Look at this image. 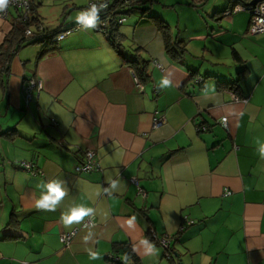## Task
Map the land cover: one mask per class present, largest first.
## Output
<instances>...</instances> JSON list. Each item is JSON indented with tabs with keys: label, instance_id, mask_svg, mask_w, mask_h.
<instances>
[{
	"label": "crops",
	"instance_id": "1",
	"mask_svg": "<svg viewBox=\"0 0 264 264\" xmlns=\"http://www.w3.org/2000/svg\"><path fill=\"white\" fill-rule=\"evenodd\" d=\"M29 1L30 29L46 33L76 29L79 12L102 2ZM121 2L127 58L103 32L80 28L48 55L33 45L12 60L8 89L0 87V264H116L119 244L140 264H204V256L209 264H264V34L250 35L249 12L228 15L231 0H181L170 13L162 0ZM16 15L0 20V46ZM151 18L169 25L176 58ZM135 49L150 62L144 83L126 62ZM165 76L171 86L160 89ZM31 78L45 89L26 104ZM238 79V93L219 90ZM157 116L165 122L155 129ZM86 151L97 154L100 172L76 173ZM53 180L66 196L55 211L37 209L39 186ZM78 205L92 214L65 227L61 214ZM151 229L170 238L173 258ZM74 231L64 245L61 236Z\"/></svg>",
	"mask_w": 264,
	"mask_h": 264
},
{
	"label": "trees",
	"instance_id": "2",
	"mask_svg": "<svg viewBox=\"0 0 264 264\" xmlns=\"http://www.w3.org/2000/svg\"><path fill=\"white\" fill-rule=\"evenodd\" d=\"M122 0L117 1V3L114 6H111L108 10L105 11V13H102V15L99 17V20H105L106 23L109 24V30L111 32L110 40L111 42L116 46L115 50L121 57H126L124 53L123 46L119 43L122 39H124V36L120 35L118 31V26L116 23V18L118 16L117 12L115 11L116 8L120 7V3ZM241 1V0H240ZM123 4V3H122ZM134 3H129L127 7H134ZM123 7V6H122ZM152 21L155 22V24L158 26L159 31L162 33L167 53H169L173 58H176V55L178 51H176L177 43H175L172 39L171 30L169 28V25L164 22L163 20L159 18H151ZM29 20L28 22L23 21V19L17 14L14 23H13V29L7 35L4 43L0 46V87H2L4 90L7 88V82L6 79L10 74L11 69V63L13 58L17 55V53L29 46L33 45H42L43 52L40 54L41 56L48 55L52 49L56 50L57 42L55 41L56 38L62 33L60 31H56L53 33H46L45 30H42L41 33L35 31V36L32 39H27L25 37V32L31 28L32 24ZM132 55H130L133 59L127 60L126 62L133 67L139 81L141 83L146 82L150 78L149 74V63L148 61H143L140 53V49H135L133 52H131ZM184 54V53H183ZM233 58L235 61H240L241 58L238 56L237 53H234ZM238 81L239 79L234 83H227V84H220L219 90L220 91H229L232 93H238ZM10 134H8L9 136ZM115 253L118 256H122L123 260L126 264H140L139 259L135 255V253L132 250V247L128 244H119L115 246L114 248ZM116 264H124L121 260L120 262H117Z\"/></svg>",
	"mask_w": 264,
	"mask_h": 264
},
{
	"label": "built area",
	"instance_id": "3",
	"mask_svg": "<svg viewBox=\"0 0 264 264\" xmlns=\"http://www.w3.org/2000/svg\"><path fill=\"white\" fill-rule=\"evenodd\" d=\"M123 1L126 2L129 0H123ZM231 2H232V7L229 10L228 15H232V14L240 13V12H249L251 16L250 27H249L250 35L251 36L263 35L264 34V0H262L256 5H252V4L245 5L240 0H231ZM97 6H99V4H97ZM108 9H109V4L106 10ZM106 10H103L101 12H104ZM14 11H16V14H18L23 19V21L28 22L30 20V13H31L30 1L27 0L26 4H24V0H12L7 11L3 14H0V20H5V19L8 20L9 17L12 15V12ZM99 17H100V14H99ZM124 21L125 20L122 19L118 22V24L121 25ZM80 28H81L80 26H77L76 29L74 30H68V31L61 33L56 38L55 41L59 42L65 39L72 32ZM42 30H43L42 27L38 28V32L41 33ZM95 30L103 32L105 35H107L110 38L108 34L107 25L104 21H98V25L95 28ZM34 36H35V32L31 29H28L25 32V37L27 39H32L34 38ZM135 80L138 83L137 81L138 79H135ZM24 82H25L24 84L25 101H26V104H30L31 102H33L35 96H39V94H41L44 91L45 85L42 81L37 80L35 78L27 79ZM164 122L165 120L162 117H158V116L155 117L154 122H153V128L155 129L159 128L160 126L163 125ZM221 125L226 130H228V119L222 118ZM204 130H207V129H204ZM19 168L25 172L31 173L33 176H38L40 173L39 171L36 172L34 169L35 167L33 163H29V162L20 163ZM100 171H101V165L97 160V154L94 151H86L84 153L83 161L76 167V173L77 174H92V173L100 172ZM135 184L139 187V184L137 181H135ZM231 195H232V192H230L229 190L225 191V194H224L225 197H229ZM91 226H94L92 222H86L83 225V228H88ZM184 231H185V228L181 227L180 233ZM77 232L78 231H74L71 234L62 235L61 242L64 245H67V246L70 245L72 240L77 235ZM149 235L152 241L160 243L163 246L164 250L167 251V257L170 259V257H172L171 256L172 242H170V238L160 239L153 229L150 230ZM111 260L114 261V263L120 262L122 260L123 263L126 264L125 261L121 257H117V258L111 257Z\"/></svg>",
	"mask_w": 264,
	"mask_h": 264
},
{
	"label": "clouds",
	"instance_id": "4",
	"mask_svg": "<svg viewBox=\"0 0 264 264\" xmlns=\"http://www.w3.org/2000/svg\"><path fill=\"white\" fill-rule=\"evenodd\" d=\"M11 2L12 0H0V14H3L7 11ZM26 2L27 0H24V4H26ZM107 8V0H102V2L99 3V6H97V3H92L90 7L80 11L76 16L77 25H79L83 30L95 29L98 25L99 14L101 16V11L106 10ZM107 28L109 30V26H107ZM170 86L171 80L167 76L162 77L157 84V87L160 89H166ZM260 153L261 159H264V145H261ZM39 187L41 191L39 197L35 200V207L39 210L55 211L66 196V191L62 186V183L58 180H53L43 183ZM116 187L117 183L113 181L112 188L115 189ZM92 211L93 209L90 207L78 205L71 207L67 212H63L61 214L60 220L65 227H69L73 224H80L85 219V217H88L92 214ZM97 256V253L91 251L89 252L90 259H95ZM203 261L204 264H209V258L207 256L203 257Z\"/></svg>",
	"mask_w": 264,
	"mask_h": 264
},
{
	"label": "rangeland",
	"instance_id": "5",
	"mask_svg": "<svg viewBox=\"0 0 264 264\" xmlns=\"http://www.w3.org/2000/svg\"><path fill=\"white\" fill-rule=\"evenodd\" d=\"M165 5L168 7H173L171 10H167L168 12H172L174 9L179 8V3L181 0H162ZM169 12V13H170ZM176 13H171L170 16H168L167 19H171L172 23L176 20ZM175 27V26H174Z\"/></svg>",
	"mask_w": 264,
	"mask_h": 264
},
{
	"label": "water",
	"instance_id": "6",
	"mask_svg": "<svg viewBox=\"0 0 264 264\" xmlns=\"http://www.w3.org/2000/svg\"><path fill=\"white\" fill-rule=\"evenodd\" d=\"M262 0H255L254 2H253V5H256V4H258L259 2H261ZM108 34H109V36H111L112 34H111V32H110V30H108ZM174 254V253H173ZM172 258H173V255H172ZM174 260V259H173Z\"/></svg>",
	"mask_w": 264,
	"mask_h": 264
}]
</instances>
